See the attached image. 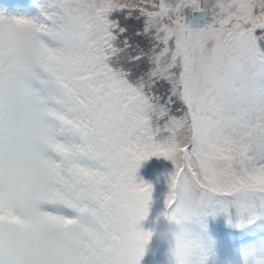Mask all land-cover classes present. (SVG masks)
Masks as SVG:
<instances>
[{
    "label": "rangeland",
    "instance_id": "1",
    "mask_svg": "<svg viewBox=\"0 0 264 264\" xmlns=\"http://www.w3.org/2000/svg\"><path fill=\"white\" fill-rule=\"evenodd\" d=\"M37 1L0 8V264H264L222 230L264 217V25L209 22L210 0H53L54 18ZM139 13L157 41L129 49ZM42 68L76 101L50 117L30 103ZM17 124L31 135L9 152Z\"/></svg>",
    "mask_w": 264,
    "mask_h": 264
},
{
    "label": "flooded vegetation",
    "instance_id": "2",
    "mask_svg": "<svg viewBox=\"0 0 264 264\" xmlns=\"http://www.w3.org/2000/svg\"><path fill=\"white\" fill-rule=\"evenodd\" d=\"M199 1L201 3V0ZM209 2H211V4H215L214 9L212 8L210 10H207L206 12V17L209 22H212L214 20L220 23L228 22L231 26H238L246 24L245 21L247 19V21H251L253 23H256L257 25H264V0H254V4L249 9L243 5V2L241 5H231L226 9H224V6L228 4V0H222V4L224 6L217 5V0H210ZM215 14H218L217 19L214 18ZM193 23H195V21H193ZM191 31L192 30L190 29L183 30L184 37L185 35L188 36Z\"/></svg>",
    "mask_w": 264,
    "mask_h": 264
},
{
    "label": "trees",
    "instance_id": "3",
    "mask_svg": "<svg viewBox=\"0 0 264 264\" xmlns=\"http://www.w3.org/2000/svg\"><path fill=\"white\" fill-rule=\"evenodd\" d=\"M127 15L128 13L126 14V17L128 18ZM146 18H147L146 14L142 15L141 13H139L133 18V21L129 20L127 23H124L123 33H126V40H128L127 46L129 45L130 47L129 49H134V50L138 49L139 43L142 40H149L153 42L157 41L155 40L154 37L156 33L153 32V29L157 31L153 25L154 21L148 20ZM138 60L139 61H135V63H133L132 61V64L138 65L139 66L138 69H141L142 66L140 65H144L147 61V58L144 56L138 58ZM263 163L264 161L261 162L260 164ZM223 176H225L226 178H231V176H227V175H223Z\"/></svg>",
    "mask_w": 264,
    "mask_h": 264
}]
</instances>
